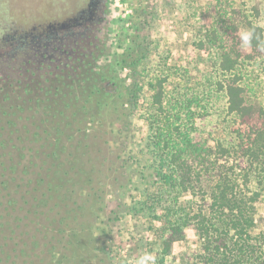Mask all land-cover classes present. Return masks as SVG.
<instances>
[{
  "label": "flooded vegetation",
  "instance_id": "flooded-vegetation-1",
  "mask_svg": "<svg viewBox=\"0 0 264 264\" xmlns=\"http://www.w3.org/2000/svg\"><path fill=\"white\" fill-rule=\"evenodd\" d=\"M142 3L79 0L27 24L0 14V264H111Z\"/></svg>",
  "mask_w": 264,
  "mask_h": 264
},
{
  "label": "rangeland",
  "instance_id": "rangeland-1",
  "mask_svg": "<svg viewBox=\"0 0 264 264\" xmlns=\"http://www.w3.org/2000/svg\"><path fill=\"white\" fill-rule=\"evenodd\" d=\"M147 12L143 15L142 53L136 71L137 94L132 111L131 127L123 140L129 158L130 182L120 213L117 232L111 248V264H136L150 255L159 261L166 229L180 221L191 206L192 196L176 188L169 168L168 155L174 135L167 127V117L158 116L151 106L149 81L166 77L165 97L183 123H194L202 140L212 144L220 140L233 152L236 139L232 133L233 116L227 111L225 92L218 90V50L208 42L206 32L219 26L222 0H142ZM79 0H0V14L7 21L22 24L59 17L78 6ZM222 11L231 12L239 29L248 30L245 22L254 19L264 28V0H230ZM198 43L196 47L194 45ZM204 43L200 48L199 44ZM247 97L254 103L250 119L257 118V109L264 106V56L243 60L237 68ZM153 115V116H152ZM156 122V123H154ZM160 134V152H153L156 135ZM170 141V146L166 142ZM158 151V150H156ZM252 174L251 190L259 191L255 203L253 234L264 233V177ZM165 181L163 180V175ZM172 174V175H171ZM207 212V211H206ZM170 225V226H169ZM198 236L192 229L177 241L165 264H198Z\"/></svg>",
  "mask_w": 264,
  "mask_h": 264
},
{
  "label": "trees",
  "instance_id": "trees-1",
  "mask_svg": "<svg viewBox=\"0 0 264 264\" xmlns=\"http://www.w3.org/2000/svg\"><path fill=\"white\" fill-rule=\"evenodd\" d=\"M226 4L230 5V0H222L219 26L212 27L206 36L218 50L220 77L216 86L225 92L227 111L233 116L231 130L238 159L233 158V152L220 140L212 144L194 135L193 122L186 124L178 113L168 114L172 107L166 102V77L149 81L151 106L158 116L167 117V127L174 135L168 155V165L174 175L166 180L190 193L191 206L196 207H190L178 223L166 229L168 234L157 264H165V257L185 237L187 229H192L200 241L196 254L198 264H264V233L253 234L254 205L260 192L251 190L252 174L258 170L257 176L264 177V106L258 107V116L252 122L256 106L249 101L237 73L243 60L264 56V28L245 17L243 22L248 30L254 31V39L250 47H242L238 21L231 12L222 11ZM194 45L197 47L198 43ZM199 46L202 48L204 43ZM156 137L154 149L158 151L153 152L159 153L162 141L160 134ZM166 145L170 146V141ZM166 176L162 177L164 182H168Z\"/></svg>",
  "mask_w": 264,
  "mask_h": 264
},
{
  "label": "clouds",
  "instance_id": "clouds-1",
  "mask_svg": "<svg viewBox=\"0 0 264 264\" xmlns=\"http://www.w3.org/2000/svg\"><path fill=\"white\" fill-rule=\"evenodd\" d=\"M240 36L242 41L241 46L245 48L250 47L254 39V31L243 30ZM136 264H154V260L150 255H144L136 261Z\"/></svg>",
  "mask_w": 264,
  "mask_h": 264
}]
</instances>
